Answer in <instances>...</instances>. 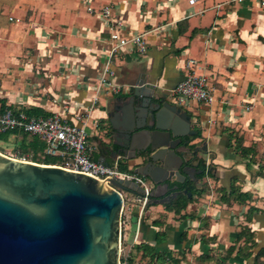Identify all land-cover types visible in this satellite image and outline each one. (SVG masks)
Here are the masks:
<instances>
[{"label": "crops", "instance_id": "0c3cea01", "mask_svg": "<svg viewBox=\"0 0 264 264\" xmlns=\"http://www.w3.org/2000/svg\"><path fill=\"white\" fill-rule=\"evenodd\" d=\"M23 5L33 7L29 16ZM5 8L17 14L5 13ZM104 8H109V18L103 16ZM0 13L8 24H0V115L11 108L30 116L59 114L68 121L82 116L91 158L139 176L134 169L143 162L114 156L104 136L109 119L140 120L133 114L137 101L129 102L137 80L155 86L156 102L166 100L190 117L196 134L182 137L188 143L178 151L194 168L193 177L180 184L174 197L168 192L151 197L139 220L137 208L130 211L125 222L134 218L132 264H244L236 254L242 241L235 242L243 226L254 231L259 245L264 243V178L252 177L246 169L248 163L253 170L264 164L260 0H0ZM115 29L127 38L143 35L145 52L127 45L109 59V35ZM188 58L197 60L195 72L207 77L216 96L212 105L170 101L169 90L186 74ZM248 101L253 102L250 110L245 109ZM6 134H13L15 148L26 160L44 164L39 162L53 158L57 163L55 157H42L45 143L39 137ZM144 141L145 135L137 134L134 145ZM204 143L209 152H196ZM241 148L253 151L243 157ZM232 185L250 199L242 203L221 190L229 192ZM250 207L259 211L252 214ZM232 245L236 248L225 259Z\"/></svg>", "mask_w": 264, "mask_h": 264}, {"label": "water", "instance_id": "95a60500", "mask_svg": "<svg viewBox=\"0 0 264 264\" xmlns=\"http://www.w3.org/2000/svg\"><path fill=\"white\" fill-rule=\"evenodd\" d=\"M154 94L153 84L138 79L129 102L137 101L133 114L140 120L109 119L104 136L114 156L143 162L134 173L153 184L150 198L163 192L174 197L194 170L178 147L188 143L182 137L196 131L190 130L185 111L166 100L156 102ZM137 134L145 135L140 146L134 145ZM205 146L195 151L207 154ZM108 182L0 151V264H118L124 207L120 192L135 199L143 190L133 180Z\"/></svg>", "mask_w": 264, "mask_h": 264}, {"label": "built area", "instance_id": "2783aa9c", "mask_svg": "<svg viewBox=\"0 0 264 264\" xmlns=\"http://www.w3.org/2000/svg\"><path fill=\"white\" fill-rule=\"evenodd\" d=\"M191 3L194 0H189ZM261 7L264 8V0H260ZM91 11V7H88ZM104 17L109 18V8L102 10ZM112 22L120 25L121 22L113 19ZM110 50L108 58L112 59L119 50L127 45H132L138 52H145L146 41L143 35H135L132 37H123L116 29L109 35ZM198 66V61L193 58H188L185 61L184 68L186 74L177 85L169 90L168 96L171 102L181 104L185 100H192L196 103L212 105L216 101L214 92L207 84V77L203 74H197L195 68ZM108 67V64H107ZM107 70V68H106ZM101 85L116 88L111 81L101 80ZM253 108V102L248 101L245 105L246 110ZM10 131L27 133L32 136L39 137L44 143L43 156H51L57 159V163L53 164L62 167L68 171L84 174L97 180L106 181L110 178H119L122 180H133L142 188L140 197H136L134 202L139 203L137 214L139 220L146 211V206L150 202L151 184L144 177L123 172L118 165H106L93 160L90 156L92 148L88 142V132L85 119L82 116H76L71 121L64 119L59 114L53 116H30L25 111H13L11 108H6L0 115V135ZM13 157V156H11ZM15 158V157H14ZM25 161L26 157L21 158ZM122 197L124 198V194ZM122 210L121 233H120V254L118 264H132L129 260V245L128 240H124V222ZM135 235L132 242L134 241Z\"/></svg>", "mask_w": 264, "mask_h": 264}, {"label": "trees", "instance_id": "16d2710c", "mask_svg": "<svg viewBox=\"0 0 264 264\" xmlns=\"http://www.w3.org/2000/svg\"><path fill=\"white\" fill-rule=\"evenodd\" d=\"M199 134V133H198ZM198 136V135H197ZM253 150L250 148H241V153L243 157L247 156L250 152ZM2 152V151H1ZM24 152H19L15 158H21ZM43 161L44 164H54L55 160L53 158H46L44 160H41L39 163ZM246 169L252 173V177H262L264 178V164H261L257 166L254 170L252 169L251 165L248 163L246 164ZM224 194L229 193L230 197H234V199L239 200V202H246V200L250 199L249 193H242L234 187L233 185L230 188V191L227 192L225 189H221ZM228 200V199H226ZM249 211L253 214L259 211V209L250 207ZM248 211V213H249ZM246 216V220L250 221L252 216L248 215ZM242 241V244H240L236 250V254L238 255L239 259H243L244 264H264V243L262 245H259V243L256 241V236L254 231H251V229L248 226L241 227L240 231L237 233V236L235 237V242ZM236 247L232 245L225 256V259H230L231 254L234 251ZM223 264V263H222Z\"/></svg>", "mask_w": 264, "mask_h": 264}, {"label": "rangeland", "instance_id": "374dc122", "mask_svg": "<svg viewBox=\"0 0 264 264\" xmlns=\"http://www.w3.org/2000/svg\"><path fill=\"white\" fill-rule=\"evenodd\" d=\"M4 3V2H3ZM32 6L27 5V6H22L21 9L22 11H26L27 15L29 16L32 13ZM41 8H43L42 6H38L37 7V12L41 11ZM36 10V7H35ZM5 13H9V12H13V14H17L16 10H11V9H7L5 8L4 10ZM10 14V13H9ZM12 14V13H11ZM5 17V16H4ZM23 17V16H22ZM0 24H5L4 27H6L8 24L5 22L3 23L2 20V13H0ZM17 143L14 139L13 134H1L0 135V150L5 153L6 155L9 156H16L17 155V151H20L19 149H16ZM26 155V154H25ZM124 194V198H125V209H124V213H123V219L124 220H128V217L130 216V211L132 209L136 208L139 206V203L134 202V199L132 197H130L127 193H123ZM134 218L133 220H131L130 222H124V240H128V238L131 240L133 233H134ZM134 261V260H132Z\"/></svg>", "mask_w": 264, "mask_h": 264}, {"label": "flooded vegetation", "instance_id": "af4514ba", "mask_svg": "<svg viewBox=\"0 0 264 264\" xmlns=\"http://www.w3.org/2000/svg\"><path fill=\"white\" fill-rule=\"evenodd\" d=\"M199 170H201V169H199Z\"/></svg>", "mask_w": 264, "mask_h": 264}]
</instances>
